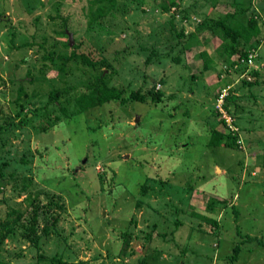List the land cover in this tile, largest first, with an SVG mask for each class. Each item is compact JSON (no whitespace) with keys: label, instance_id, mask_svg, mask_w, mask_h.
I'll return each instance as SVG.
<instances>
[{"label":"rangeland","instance_id":"obj_1","mask_svg":"<svg viewBox=\"0 0 264 264\" xmlns=\"http://www.w3.org/2000/svg\"><path fill=\"white\" fill-rule=\"evenodd\" d=\"M91 1L0 0V222L33 198L48 211L37 244L0 239V264H264V0H117L87 28ZM228 12L257 32L233 65L215 24ZM73 51L109 66L60 71ZM101 73L122 99L78 111ZM224 89L241 150L209 143Z\"/></svg>","mask_w":264,"mask_h":264},{"label":"trees","instance_id":"obj_2","mask_svg":"<svg viewBox=\"0 0 264 264\" xmlns=\"http://www.w3.org/2000/svg\"><path fill=\"white\" fill-rule=\"evenodd\" d=\"M116 2L117 0H92L91 3L96 4L97 6L95 9H92L90 13L87 15V28H92L94 25L99 24V20L108 16L114 14V9L116 8ZM169 3L171 5H177V2L174 0H171ZM165 6V5H163ZM232 13L228 12L226 13L224 18L217 19L215 21V24L219 30H221V38L222 42L220 43L221 50L220 52L222 55H226L227 57H232L233 62L232 65L236 63L238 60H246L248 58V52L245 50H242L239 52L238 56H235L237 54L238 49L240 48V41L242 40L243 43L250 44V42L256 38L257 32L255 31L256 24L255 21L251 18L248 21V25H244L242 23L236 22L235 24H230L227 21V16H230ZM203 22L198 24L197 30L200 31L201 29H204L206 26ZM171 28H175L173 23H171ZM184 32L176 31L177 40L176 42L181 41V39L184 40V42H187V47L191 43L192 38H196V33H190L187 35V39L184 38ZM191 39V40H190ZM251 40V41H250ZM221 55V56H222ZM62 64L59 66L60 71H64L65 65L68 63L70 59H74L77 57V59H80V62L86 66H90L91 68H94L95 66H109V63L104 58H97L94 59L93 57L89 56L85 53H76L73 51L68 56L61 55ZM207 63V59L204 60V64ZM207 65H205L206 67ZM256 73V72H255ZM245 84L252 85L257 82V80H245ZM230 84H226L225 86H228ZM229 88V86L227 87ZM20 89L18 90L17 98L19 99L20 96ZM153 95L158 94V91H152ZM220 93H218L215 97H217ZM59 93H57V89H54L50 95L49 100L58 98ZM137 97V96H136ZM138 99L142 100L143 97L139 96ZM235 96L230 94L225 95L223 99L222 106L223 108L228 111V103L231 100H234ZM122 99V91L119 88H116L114 86L108 85L106 80L104 79L102 73L98 74L96 77H94L92 80L89 81V83L86 86V89L83 90L80 94L76 95L74 98V102L77 106L78 111H84L89 108H93L96 106H100L104 104L105 102L112 101V100H119ZM223 122L224 130H220L218 128L211 130V138H210V145L211 146H223V147H235L236 149H242L240 146V143H238V138L241 136L240 131L237 129H231V127L227 124L226 120L224 118L221 119ZM42 130L47 131L51 124L43 123L42 124ZM227 129V131H226ZM233 142V143H232ZM2 168L0 165V180H2L4 173L2 172ZM141 187L143 188L142 184ZM2 186L0 185V191L2 190ZM47 211V207L43 204H41L38 200H35L34 198L29 202V207L25 209L24 211L21 210H13L11 209L10 218H6L4 221L0 222V239L3 240L5 237H7L10 233H12L13 230H17L18 234L27 239L31 244H37V226L40 217L45 216ZM15 213V216L13 215ZM194 215L199 216L202 219H207L204 215H201L200 213H194ZM56 216H51V223L50 225L52 227H55L56 224ZM24 223H23V222ZM22 222V223H21ZM213 224H216V222L213 220ZM45 225L42 228V231L40 233L49 234L48 227H47V221L44 222ZM123 237L125 238L128 236L125 231L121 232ZM148 238L152 237V233H149L146 235ZM247 240H252L253 237H250L247 235ZM258 242L262 243L261 240ZM234 254L230 256V259L235 260L238 258L239 252H240V245L236 244L233 248ZM51 261L53 263L57 264H68L65 260H63L60 257H57L56 255L51 257ZM5 264V263H3ZM70 264V263H69Z\"/></svg>","mask_w":264,"mask_h":264},{"label":"built area","instance_id":"obj_3","mask_svg":"<svg viewBox=\"0 0 264 264\" xmlns=\"http://www.w3.org/2000/svg\"><path fill=\"white\" fill-rule=\"evenodd\" d=\"M226 95V89H224L217 97H216V106L219 110L220 113L223 114V118L226 120L227 124L231 127V129H236V127L233 126L232 124V118L231 117H226L225 113L227 114V111L223 108L222 106V103H223V99ZM238 143H240V146H241V143H242V139L239 138L238 139Z\"/></svg>","mask_w":264,"mask_h":264},{"label":"clouds","instance_id":"obj_4","mask_svg":"<svg viewBox=\"0 0 264 264\" xmlns=\"http://www.w3.org/2000/svg\"><path fill=\"white\" fill-rule=\"evenodd\" d=\"M215 98H216V97H215ZM232 122H233V120H232ZM232 124H233V123H232ZM233 126H234V124H233ZM234 127H235V126H234ZM239 138H240V137H239ZM239 138H238V139H239Z\"/></svg>","mask_w":264,"mask_h":264}]
</instances>
